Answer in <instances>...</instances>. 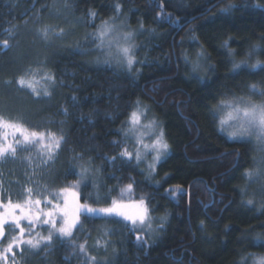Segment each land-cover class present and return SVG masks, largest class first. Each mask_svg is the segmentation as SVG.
<instances>
[{
  "label": "trees",
  "instance_id": "16d2710c",
  "mask_svg": "<svg viewBox=\"0 0 264 264\" xmlns=\"http://www.w3.org/2000/svg\"><path fill=\"white\" fill-rule=\"evenodd\" d=\"M60 1L86 24L89 10L97 13L96 24L115 17L113 5L119 3L131 27L140 29L143 22L144 29L135 41L137 60L143 63L135 65L134 73L96 66L82 53L83 38H75L78 51L73 39L60 44L42 41L36 35L53 18L49 14L52 0H0V118L23 128L57 133L66 140L47 163H40L37 152L28 164L13 155L0 157V201L23 203L29 188L33 198L41 196H37L39 190L45 198L77 181V176L70 174V164L82 153L85 160L92 158L93 168L100 167L95 192L101 197L99 203L88 199L94 189L86 182L88 186L81 184L79 191L82 203L108 206L105 197L109 189L111 196L117 197L119 188L134 181L135 191L150 199L153 227H159V218L167 215L159 231L139 233L147 240L139 245L135 235L120 223L85 221V231L75 233L81 240L87 238L92 255L106 264H252L250 258H242L249 253L264 255V241L260 240L264 205L245 207L247 198L241 192L247 184L244 173L254 164V146L229 140L214 114L219 101L233 94L264 99L250 88L255 85L258 92L264 91V70L242 66L232 71V60H246L249 66L257 60L264 63V0ZM229 4L235 7L222 12ZM37 14L42 17L35 20ZM193 35L210 56L196 74L181 55L186 51L190 60H196L199 45L190 39ZM254 45L260 49L253 52ZM229 51L235 56H229ZM208 63L215 71L207 69ZM40 66L56 78L47 97L36 96L17 83L30 69ZM137 99L151 105L170 145L152 177L122 162L118 157L120 141L112 143L120 139V130ZM105 156L117 159L109 165ZM172 187L184 189L176 200L166 194ZM252 192V199L264 201V194ZM104 227L113 230L103 237L108 246L95 247ZM17 233L5 226L0 252ZM63 253L60 241L53 238L51 247L41 244L31 253L26 244L14 247L0 264H74Z\"/></svg>",
  "mask_w": 264,
  "mask_h": 264
},
{
  "label": "snow or ice",
  "instance_id": "6c2138e0",
  "mask_svg": "<svg viewBox=\"0 0 264 264\" xmlns=\"http://www.w3.org/2000/svg\"><path fill=\"white\" fill-rule=\"evenodd\" d=\"M235 7L234 4H229L227 8L221 9L222 12H230ZM115 17L107 20L102 19L97 26L95 32L88 34V39L94 44L95 49L104 55V59L97 58V63L112 64L115 63L120 67H124L129 73H132L133 66L143 61H138L136 51L138 45L135 43L136 32L127 26V17L121 19V5L116 3L113 5ZM89 19L95 21L97 13L89 10ZM128 28V30H125ZM143 22H140V31H143ZM150 32H155V29H149ZM44 39H48L49 29L47 27L39 30ZM58 35H63V31ZM190 39L199 45V51L196 52V60H190L186 51L182 52L185 64H191V72L196 74L202 68L201 61L210 60V56L206 52L203 45L199 44L197 38L193 35ZM264 40V36H261ZM224 48H228V42L223 44ZM259 45H254L252 51H258ZM251 54V53H249ZM229 56H235L232 51L228 52ZM242 66L250 67L252 71L264 70V63L257 60L255 64L248 65L247 61L232 60V71L236 72ZM207 69L215 71V66L211 63L207 64ZM139 73V68L136 69V74ZM27 79L22 76L17 81L21 87H26L32 91L36 96L43 94L49 96V86H54L56 82L55 75L45 69L36 68L30 69L27 73ZM194 78L203 79V76H196ZM254 94L264 97V91H257L255 85L250 86ZM75 100V97H73ZM148 106L143 105L137 99L134 102L133 110L129 113L125 121L126 127L121 128V134L124 137L123 143L127 144L128 141L132 142V150L128 147H123L118 153L119 159L125 164L134 163L139 167L142 163L147 164L146 172L148 175L156 174V166L161 162V159L168 154L170 145L165 138V132L162 122L157 121L155 118L148 120L144 123L143 120L147 119ZM67 115V110H62ZM226 111V118H220L219 113ZM214 114L219 118L220 130L231 128L228 133V139L233 142H244L246 137H255L257 143L264 151V102H254L251 99H244L237 97L233 94L231 99H222L219 101L217 109ZM0 129H7L11 133L13 139L17 135L21 139L16 140V146L24 148L25 146L35 147L40 155V163H47L52 160L54 155L60 150L63 143H66L63 135L57 136L55 133L44 132H29L22 126L13 124L11 122L0 118ZM0 156L5 154L15 155L16 146L8 141L7 134L0 136ZM114 145L119 143L112 142ZM151 155V161L147 157ZM116 156H105L104 160L109 165H113L116 161ZM75 163L70 164V174L77 176V181L70 183L65 187L60 188L58 191L49 193L45 196L44 200L39 198L33 199L32 190L27 189L23 203L13 204L11 200L7 203L0 201V238L4 237L5 226L12 232H17V235L9 239L8 247L0 252V260L6 259L7 253L11 252L14 247L19 248L21 245H28L29 248L35 249L44 244L46 247H51V242L55 236L61 243L67 242L72 248H78L84 254L85 259L90 261V264H106L105 261H98L96 256H88L86 241L83 244H75L73 233L85 231V221L92 222L95 219H103L120 223L128 232L135 235L137 244H147L140 232L155 233L157 229L152 226L153 217L151 215L152 208L150 207V199L146 195H141L139 198H133V182L128 183L126 186L119 188V199L111 196V189L105 197L108 206L106 207H93L89 203H81V196L79 189L81 184L90 182L94 189L93 193L88 194V199H93L95 203H99L101 197L95 192L98 187L97 178L100 173V167L93 168L92 158L89 157L85 160L82 153L73 157ZM257 164L255 171H246L244 176L246 179L258 177L261 172L259 164L262 161H253ZM172 192L175 189L171 190ZM243 193V190H241ZM40 194L37 193V196ZM51 198H48V197ZM174 199V196H170ZM245 207H250L254 204L252 199L243 202ZM84 218L83 220L81 218ZM162 228L163 223L167 221V215L159 218ZM26 222V226L22 224ZM203 224V222H201ZM47 235H41L36 231L37 227L45 228ZM26 231L29 238L25 239ZM102 236L95 241V247L107 248L108 241L103 237L113 233L112 229L104 227L101 229ZM34 233V235H33ZM115 251V249H113ZM15 256V253H13ZM250 258L252 264H264V255H257L249 253L247 257Z\"/></svg>",
  "mask_w": 264,
  "mask_h": 264
},
{
  "label": "rangeland",
  "instance_id": "374dc122",
  "mask_svg": "<svg viewBox=\"0 0 264 264\" xmlns=\"http://www.w3.org/2000/svg\"><path fill=\"white\" fill-rule=\"evenodd\" d=\"M50 8L52 10H51V13L49 12V14H51V16L53 18H50L49 19V23L48 22L45 23L46 24L45 27H47L49 29L48 39H44L42 37V35L40 34L39 30L37 31V34H36V35H38L39 38L42 39V41H45L46 42V41H49V39H50L51 43L55 42V43L62 44V43H65V40H67V39H68V41L71 40V39H73L74 40V43H75V38H76V40L79 37L80 38H83L80 41V42H83V44H85V46H83V47L81 46L82 53L89 55V58H91L90 62L92 64H94L96 66L98 65L100 67H102V66H115L117 68H121L123 70L128 71L126 68L120 67V66L116 65L115 63H112V64L109 65V64H105V63H97L96 62V60H97L98 57L101 60H103L104 59V55L100 51H98V50L95 49L94 44L91 43L90 40L88 39V34L89 33H92V32H95L97 30V26L100 23L93 24V22L90 20L89 21V23L91 24V27H90L89 23L86 24V21L84 19H82L81 17H77V16L73 15L66 8H63V3H61L60 0H52L51 5H50ZM161 16H164V15L161 14ZM41 17L42 16H40V14H37V16H34V19L35 20L36 19H40ZM123 17H125V16H123V14L121 13V19H123ZM55 19L58 20L59 22L58 21L56 22ZM127 26H128V28H130V29H132V30H134L136 32L135 41H137L138 40V37H139V35H140V33L142 31H140V29H138V28L135 29V28L131 27V25H130V23H129L128 20H127ZM81 27H83V30H79ZM128 28H126L125 30H128ZM61 29L63 31V35L62 36L61 35H58L61 32L60 31ZM31 31H32V29H31ZM78 44H79V41H78ZM80 44H82V43H80ZM73 46H74L73 47L74 49H78L77 43H75ZM30 51H32V50H30ZM78 51H79V49H78ZM32 52H34V51H32ZM201 64L203 66V62L202 61H201ZM40 68L41 69H44L42 66H40ZM134 68H135V65L133 66L132 73H134ZM25 78L26 79L28 78L27 75H25ZM231 98H229V99H231ZM243 98L244 99H247L246 97H243ZM251 100H253V99H251ZM253 101L259 103V102H264V99L263 100H260V101H258V100H253ZM141 102H142L143 105H147L148 106V109H149L148 112H147V114H146L147 115V119L143 120V122L144 123H147L148 120H151L153 118H155L157 121L161 122L160 119L153 113V111L151 109V105L149 103L145 102V101H141ZM133 107H134V105H133ZM132 110H133V108L131 109V111ZM219 117L220 118H226V111L220 112L219 113ZM11 123H13V122H11ZM13 124H16V123H13ZM17 125H20V124H17ZM124 127H126L125 123H124ZM24 129H26L29 132L35 131V130L31 129V128H24ZM219 129H220V127H219ZM231 130H232L231 128H227L226 127V130H223V131L221 130V132L228 137V133ZM35 132H42V131H39L38 130V131H35ZM44 133L47 134V133H53V132L45 131ZM5 134H7V136H8V141L12 142L14 146H16V140L21 139L19 135H17L15 137V139H13V137H12L11 133L9 132V130H7V129H0V136H3ZM55 134L57 136H60L57 133H55ZM165 138H166V134H165ZM123 140H124L123 135H121L120 139L116 140L117 142L120 141V145L122 146V147H120V151H121V149L123 147H128L129 150L131 151L132 150V147H133L132 142L131 141H128L127 144H124L123 143ZM244 141L251 142L253 144V146H254V153H255L253 159L255 161H262V160H264V151L261 150V146L257 143L255 137H246L244 139ZM0 142H3V141L0 140ZM36 152H37V155H38V150L35 147L25 146L24 148H21L19 146H16V153H15L14 157H17L18 161H22V162H25V163L28 164L29 163L28 159H30L31 157H33L34 154H36ZM168 153H169V151H168ZM0 157H3V158H11V155L10 154H5L4 156H0ZM166 157H167V155L165 157H163L161 159V161H163ZM151 159H152V157H151V155H149L147 157V160L148 161H151ZM132 164L134 165L135 168L140 169L142 172H144V173L147 174V172H146L147 164L142 163L139 167H136L134 163H132ZM256 169H257V164H253L252 168L250 170H248V171H255ZM259 169H260L261 174L258 177H252V178L247 179V181H246L247 182L246 187L243 188V195L247 198V200L248 199H252V195H253L252 190L253 189L255 190V192H254L255 195H263L264 194V163L259 164ZM148 176H150V175H148ZM152 176H154V175H151L150 177H152ZM97 180H98V178H97ZM74 182H76V181L69 182L68 184L74 183ZM252 186H253V188H252ZM173 189H175L174 192L171 191ZM79 191H80V189H79ZM182 192H184V189H182L181 187H172V188H170V189H168L166 191V194L169 197L170 196H174L175 197L174 199L176 200L178 198V196L180 194H182ZM37 193H41L40 194L41 196H39L38 198L41 199V200H44V197H43L44 192L42 190H39V191H37ZM32 194H33V191H32ZM132 195H133V198L136 199V198H139V196L144 195V194H142V193L141 194H138L135 191L134 187H133V193H132ZM115 198L119 199V196H117ZM33 199H36V198H33ZM252 200L254 201V204L252 206H254L256 204L257 205L256 207L258 209L263 207L264 201H261L262 199H259V200L252 199ZM91 206H93V207H106V206H94V205H91ZM2 211H3V209H2ZM151 215L153 217L152 226H154V224H155V217H154V215H153L152 212H151ZM81 219L83 220V217ZM22 224H24V223L22 222ZM153 228L154 229H157V231H159V227L158 226H155ZM101 229H100V232L101 233H100V236L99 237L102 236ZM36 231L40 232L41 235H44V236L47 235L46 226L43 229L40 228V227H37ZM75 232L76 231H74V233H73V238H74L75 244H77V245L83 244L86 241V248H87V254H88V256H95V255H92V253L90 251L89 242L87 241V238H83L81 240L79 238L80 236L77 235ZM142 233H148V232H142ZM33 235H34V233H33ZM139 235H141L144 239L146 238V235H144V234H139ZM261 237H262V239H260V240L264 241V234H262ZM27 238H29V236H26V239ZM53 238H56V237L54 236ZM110 245H111V242L109 243V246ZM60 246L63 247V249H64V253L63 254H65V252L67 253L66 254V257L69 259L70 262H73L74 264H90V261H87L85 259L84 254H82L79 251L78 248H75V249L72 248L70 246V244L67 243V242H64V243H61L60 242ZM38 248H35V249L29 248L30 249V253L33 252V250H36ZM260 255H263V254H260ZM97 260L98 261H103L101 259H98V257H97Z\"/></svg>",
  "mask_w": 264,
  "mask_h": 264
}]
</instances>
